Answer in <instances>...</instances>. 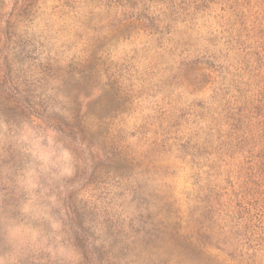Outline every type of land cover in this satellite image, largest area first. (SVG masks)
I'll return each mask as SVG.
<instances>
[{
  "label": "rangeland",
  "instance_id": "obj_1",
  "mask_svg": "<svg viewBox=\"0 0 264 264\" xmlns=\"http://www.w3.org/2000/svg\"><path fill=\"white\" fill-rule=\"evenodd\" d=\"M0 264H264V0H0Z\"/></svg>",
  "mask_w": 264,
  "mask_h": 264
}]
</instances>
